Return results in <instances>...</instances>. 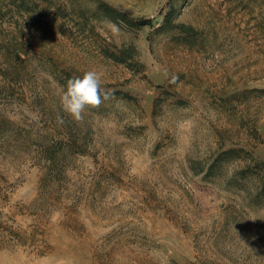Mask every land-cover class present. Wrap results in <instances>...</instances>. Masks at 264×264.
Segmentation results:
<instances>
[{"label": "rangeland", "instance_id": "374dc122", "mask_svg": "<svg viewBox=\"0 0 264 264\" xmlns=\"http://www.w3.org/2000/svg\"><path fill=\"white\" fill-rule=\"evenodd\" d=\"M34 1L29 18L0 0V38L16 21L31 27L13 96L2 95L0 109L34 129L53 127L61 116L60 90L68 79L93 69L103 73L105 90L122 89L137 101L111 98L87 111L81 123L93 137L97 161L78 155L67 170L62 204L41 224L49 252L37 256L31 245L2 248L0 264H264V203L250 205L241 194L203 182L187 167V159L208 158L217 149L218 132L243 136L237 118L222 112L216 98L264 88V0H106L133 17L150 18L153 25L172 7L176 22L209 33L204 52L174 40L175 30L53 15L56 7L84 9L90 0ZM129 44L138 50L142 72L98 51L99 45ZM178 98L184 104H177ZM247 105L260 114L256 127L262 142L254 152L264 158V96ZM107 171L119 180L104 184V194L91 207L85 197L92 177ZM39 176L31 159L0 160V209L13 226L26 229L34 223L26 205L37 195ZM80 197L71 211L69 205Z\"/></svg>", "mask_w": 264, "mask_h": 264}, {"label": "trees", "instance_id": "16d2710c", "mask_svg": "<svg viewBox=\"0 0 264 264\" xmlns=\"http://www.w3.org/2000/svg\"><path fill=\"white\" fill-rule=\"evenodd\" d=\"M14 6L20 16H28L37 7L34 0H5ZM46 1V0H44ZM91 5L82 8L66 7L65 11L56 7L53 15L65 18L68 14L95 20L110 21L118 26L129 29H141L148 25L154 32L175 30L172 38L186 45L189 49L204 52L211 44L209 33L202 28L175 21V11L172 7L163 14L162 21L152 24L150 18L133 17L106 0H90ZM75 17V18H76ZM31 27L20 25L17 21L9 29L5 37L0 38V97L10 94L18 79V65L25 62L29 53V33ZM93 32V31H92ZM99 53L114 62L124 64L132 72H142L144 64L139 59L135 45L108 46L99 45ZM65 77L69 73L64 72ZM182 79V77H181ZM64 84V80L61 81ZM112 92V98H123L136 102L135 96L122 89H107ZM264 96V88H241L216 98L219 109L229 116L237 118L238 130L243 136L233 139L218 132L217 149L208 158L187 159V167L192 175L203 182H217L227 190L241 194L250 205L264 203V158L257 156L254 148L262 142L261 134L256 127L260 114L249 110L248 102L253 98ZM177 104H184V99L178 98ZM154 112V110H153ZM63 123L53 124V127L42 125L34 129L32 125L18 122L10 118L0 109V160L11 161L31 159L40 167L38 192L36 197L26 205L27 214L33 217L34 223L22 229L9 223L6 213L0 209V249L15 245H31L35 255L43 256L49 252L43 219L54 207L62 204L65 185L68 181L67 170L72 167L73 159L78 155H91L97 161L96 151H92L93 137L88 127L76 122L61 110ZM226 140L230 141L225 145ZM108 175L97 173L92 177L89 191L85 198L89 206L98 203V196L104 194V184L115 182V173L107 171ZM83 192L84 188L77 191ZM3 194V193H2ZM6 196V195H4ZM79 197V196H78ZM77 199V197H76ZM71 203L69 209L74 211L77 202ZM14 222V221H13ZM264 241V233L260 235ZM170 264H180L171 260ZM187 264H196L189 261Z\"/></svg>", "mask_w": 264, "mask_h": 264}, {"label": "clouds", "instance_id": "9594fccd", "mask_svg": "<svg viewBox=\"0 0 264 264\" xmlns=\"http://www.w3.org/2000/svg\"><path fill=\"white\" fill-rule=\"evenodd\" d=\"M177 79L173 77L171 83ZM102 80L103 73L94 69L84 72L82 77L68 79L66 87L59 93L62 111L76 122L83 121L88 110L99 108L112 98V92L102 87ZM57 119L61 124L64 122L60 116Z\"/></svg>", "mask_w": 264, "mask_h": 264}]
</instances>
